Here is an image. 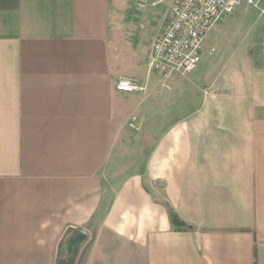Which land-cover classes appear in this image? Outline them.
Here are the masks:
<instances>
[{
  "label": "crops",
  "instance_id": "1",
  "mask_svg": "<svg viewBox=\"0 0 264 264\" xmlns=\"http://www.w3.org/2000/svg\"><path fill=\"white\" fill-rule=\"evenodd\" d=\"M169 5L0 0V264H264V40L164 83Z\"/></svg>",
  "mask_w": 264,
  "mask_h": 264
},
{
  "label": "built area",
  "instance_id": "2",
  "mask_svg": "<svg viewBox=\"0 0 264 264\" xmlns=\"http://www.w3.org/2000/svg\"><path fill=\"white\" fill-rule=\"evenodd\" d=\"M263 1L170 0L166 24L151 46L150 71L159 75L164 83L175 76H191L201 61L203 41L217 21L233 14L241 4L264 14V9H261ZM115 89L131 93L136 87L128 79H120Z\"/></svg>",
  "mask_w": 264,
  "mask_h": 264
},
{
  "label": "rangeland",
  "instance_id": "3",
  "mask_svg": "<svg viewBox=\"0 0 264 264\" xmlns=\"http://www.w3.org/2000/svg\"><path fill=\"white\" fill-rule=\"evenodd\" d=\"M261 9H264V1ZM248 34L264 40V14H261L259 10L241 4L235 9L233 14L223 16L217 21L216 25L206 35L203 41V49L205 51H209L212 48L216 49L214 57L219 53L226 55L236 48L234 50L229 47L224 48V42L231 39L238 43ZM237 47L239 49V44ZM203 64L204 61L201 59L198 67ZM187 78H190V76ZM92 241L93 231L67 230L57 243L54 264H81L85 254V247Z\"/></svg>",
  "mask_w": 264,
  "mask_h": 264
},
{
  "label": "trees",
  "instance_id": "4",
  "mask_svg": "<svg viewBox=\"0 0 264 264\" xmlns=\"http://www.w3.org/2000/svg\"><path fill=\"white\" fill-rule=\"evenodd\" d=\"M168 214L173 226H175L177 229H181L185 227V225L179 221L178 217L175 215V213L172 210L169 209Z\"/></svg>",
  "mask_w": 264,
  "mask_h": 264
}]
</instances>
